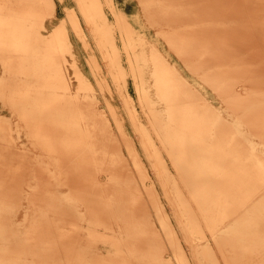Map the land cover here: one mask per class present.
Here are the masks:
<instances>
[{
	"label": "bare ground",
	"instance_id": "bare-ground-1",
	"mask_svg": "<svg viewBox=\"0 0 264 264\" xmlns=\"http://www.w3.org/2000/svg\"><path fill=\"white\" fill-rule=\"evenodd\" d=\"M75 1L84 29L93 38L117 89L128 73L138 81L135 88L149 131L128 101H124L125 109L190 245L193 249L200 246L204 256L212 258L206 232L224 264H252L264 250V233L258 234L264 217V196L257 198L264 192V164L257 156L261 153L252 145L246 146L244 156L236 155L235 148L230 150L232 144L218 131L220 117L197 108L186 91L189 83L158 50H151L148 57L133 52V29L115 10L112 0ZM198 1L212 15L244 14V8L231 0ZM138 2L168 47L187 55L190 37H176L179 29L189 25L191 15L186 13V6L173 0ZM106 10L114 16L113 24ZM55 11L53 0H0V99L16 113L33 145L49 162L34 161L35 180L31 177L33 184L25 183L30 191L20 190L19 182L31 162L26 151L11 145L9 128L0 119V264H162L158 262L162 259L160 244L148 228L142 201L118 179L113 169L118 157L103 146L104 132L97 127L85 93L87 86L74 62L63 24L48 35L41 33ZM65 17L83 39L76 14L69 11ZM117 40L124 48L126 68ZM197 47L206 48L203 44ZM66 54L78 81L74 94L63 71ZM147 62L155 94L164 104L163 117L154 109L140 80ZM2 87L8 90L4 92ZM231 130L233 135L241 132L236 127ZM169 165L174 169L173 179ZM66 184L73 186L62 199L54 187ZM30 192L33 214L23 229L18 228L12 213L16 201L27 199ZM72 201L80 202L88 220L106 229L108 237L101 238L98 231L85 237L77 235L79 225ZM155 210L164 219L156 206ZM48 211L58 223H71V228L63 229L58 223L52 226ZM162 226L166 239L172 242L163 221ZM101 243L109 247L112 260L100 259L91 251L90 247ZM125 253L127 259L122 258Z\"/></svg>",
	"mask_w": 264,
	"mask_h": 264
},
{
	"label": "rangeland",
	"instance_id": "rangeland-1",
	"mask_svg": "<svg viewBox=\"0 0 264 264\" xmlns=\"http://www.w3.org/2000/svg\"><path fill=\"white\" fill-rule=\"evenodd\" d=\"M53 1L55 14L53 18L45 22L46 29H42L41 33L48 35L63 24V29L70 40L74 62L87 86L85 93L94 111V119L98 121L97 127L104 132L103 146L106 150L114 151V156L118 157L113 169L118 179L126 182L132 193L142 201L140 205L147 216L148 228L157 236V242L160 244L159 255L162 256L158 262L162 264H224L206 232L204 233L206 242L213 251L212 258L205 257L200 246L193 249L190 245L186 232L175 217L174 210L166 199L158 177L151 167L153 161L147 158L141 147L138 134L128 118L124 105V101H128L139 122L149 131L150 127L143 111L145 108L140 103L135 88L138 82L136 77L128 73L121 88L117 89L104 60L95 47L93 38L84 29L76 1ZM112 1L115 10L127 19L133 29L135 38V51L133 52L137 55L145 53L148 57L151 50H158L189 83L186 91L197 108L210 113L211 116L220 117L218 131L232 144L228 146L230 150L235 148L238 153L236 155L244 156L247 151L246 146L252 145L256 151L263 154L257 156L264 164V0H231L233 4L237 3L236 5H241L240 8H244L243 16L229 15V13L224 16L215 13L212 15L213 13L209 14L206 11L207 6L201 5L198 0H173L180 6H186V13L191 15L188 18L187 29H179V33L176 34V37H190V40L186 41L190 47L187 55H181L172 47H168L156 28L147 21L138 0ZM236 5L234 7H237ZM69 11H73L79 18L83 29V39L76 35L70 23L66 21L65 16ZM106 14L109 22L113 24L114 16L108 10ZM188 32L190 34L195 32V37H191ZM200 44L206 48L198 50L197 46ZM117 45L121 53V62L126 68L124 48L118 40ZM194 49H197L196 55L193 54ZM65 56L67 61L63 65V71L70 84V92L74 94L78 81L70 66V57L67 54ZM2 74L0 64V78ZM140 80L143 82L144 92L152 102L154 109L163 117L164 104L155 94L151 67L148 66V62L142 67ZM1 89H4V92L8 90L3 87ZM0 119L4 120L9 128L13 141L11 145L26 151V156L30 159L29 167L31 166L32 169L30 168L19 182L20 190L24 188L25 191H30L25 183L30 181V184H33L31 177L35 178L34 161L44 164H49V162L33 145L16 113L1 99ZM233 127L240 129V134L233 135L231 130ZM219 132L218 135H221ZM150 137L151 141L158 145L153 134H150ZM168 169L170 177L175 178L173 167L169 165ZM95 175L98 176L97 173ZM72 186L66 184L54 188L60 192L59 196L65 199L66 195L71 192L68 187L72 188ZM262 196L264 192L257 198ZM31 197L33 196L30 192L27 199L20 197L19 201H16L11 219L18 228L23 229L25 222H28L30 215L33 214ZM70 204L73 206L71 209L79 225L77 235L81 233L85 237L88 236V232L98 231L101 238L108 237L109 233L106 229L88 220L86 210L80 202L72 201ZM155 206L164 219L158 217ZM47 213L48 221L55 226L58 223V220H54L56 216L51 215L49 211ZM196 217L198 218V215ZM69 220L72 222V218ZM162 221L172 237V242L166 239ZM58 224L66 230L71 228V223H64L60 220ZM199 224L203 231L204 226L200 219ZM118 230H121L120 227L114 230L115 234ZM258 230V234L264 233V217L258 224ZM253 236L259 237V235ZM66 245L69 244L66 243ZM90 249L100 259L104 257L105 260H112L113 258L106 243L96 244ZM127 257L125 253L122 258L127 259ZM252 260V264L264 262V250L257 259Z\"/></svg>",
	"mask_w": 264,
	"mask_h": 264
}]
</instances>
